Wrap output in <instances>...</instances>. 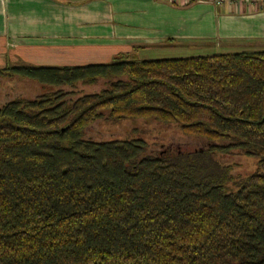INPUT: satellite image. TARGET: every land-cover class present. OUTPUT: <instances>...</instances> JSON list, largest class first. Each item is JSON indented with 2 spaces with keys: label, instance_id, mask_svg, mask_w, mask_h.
I'll return each mask as SVG.
<instances>
[{
  "label": "trees",
  "instance_id": "1",
  "mask_svg": "<svg viewBox=\"0 0 264 264\" xmlns=\"http://www.w3.org/2000/svg\"><path fill=\"white\" fill-rule=\"evenodd\" d=\"M12 76L51 91L0 104V264H264V50ZM109 120L176 123L259 171L228 190V170L199 179L141 139L95 140Z\"/></svg>",
  "mask_w": 264,
  "mask_h": 264
},
{
  "label": "crops",
  "instance_id": "2",
  "mask_svg": "<svg viewBox=\"0 0 264 264\" xmlns=\"http://www.w3.org/2000/svg\"><path fill=\"white\" fill-rule=\"evenodd\" d=\"M0 0V68L264 50V2ZM229 49V50H228Z\"/></svg>",
  "mask_w": 264,
  "mask_h": 264
},
{
  "label": "rangeland",
  "instance_id": "3",
  "mask_svg": "<svg viewBox=\"0 0 264 264\" xmlns=\"http://www.w3.org/2000/svg\"><path fill=\"white\" fill-rule=\"evenodd\" d=\"M231 2H234L231 0ZM235 3V2H234ZM215 4V3H214ZM207 54H221L223 49L215 47L213 49H205ZM229 50V49H228ZM225 53V52H224ZM200 55V54H198ZM193 51H189L187 55H178L174 58H187L198 56ZM19 65V64H9ZM6 64L1 66L5 67ZM42 87V86H41ZM13 91L11 92V90ZM95 85L86 86L83 92H93ZM51 89L42 87L33 80L23 77L4 78L0 83V104L10 99L15 93H20L19 97L23 99H31L37 95L50 92ZM131 120H109L100 122L96 129L95 140H135L141 139L145 142V150L143 156H162L168 161L176 164H194L199 168L197 177L203 178L207 173L204 171H226L230 172V182L228 190H235L238 184L245 181L246 178L254 172L259 171L257 168V159L244 156L241 151L229 152L226 154H210L203 152L206 148V141L199 137L185 135L181 132L178 124L164 126L156 121L148 122H129ZM136 128V129H135ZM198 154V155H197Z\"/></svg>",
  "mask_w": 264,
  "mask_h": 264
},
{
  "label": "built area",
  "instance_id": "4",
  "mask_svg": "<svg viewBox=\"0 0 264 264\" xmlns=\"http://www.w3.org/2000/svg\"><path fill=\"white\" fill-rule=\"evenodd\" d=\"M215 4H220L222 2H231V0H213ZM237 5L240 4H256V3H261L264 2V0H233Z\"/></svg>",
  "mask_w": 264,
  "mask_h": 264
}]
</instances>
